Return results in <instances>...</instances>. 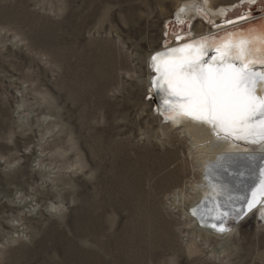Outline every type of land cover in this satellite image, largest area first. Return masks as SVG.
<instances>
[{"label": "rangeland", "instance_id": "rangeland-1", "mask_svg": "<svg viewBox=\"0 0 264 264\" xmlns=\"http://www.w3.org/2000/svg\"><path fill=\"white\" fill-rule=\"evenodd\" d=\"M185 1L0 0V264H264L263 220L224 245L173 206L199 175L148 57Z\"/></svg>", "mask_w": 264, "mask_h": 264}, {"label": "snow or ice", "instance_id": "snow-or-ice-1", "mask_svg": "<svg viewBox=\"0 0 264 264\" xmlns=\"http://www.w3.org/2000/svg\"><path fill=\"white\" fill-rule=\"evenodd\" d=\"M150 59L151 84L166 119L195 123L215 139L214 147L238 148L240 142L246 146L243 154L226 151L208 165L205 178L214 193L209 199L217 200L218 210V197L227 188L226 173L235 178L244 175L243 169L249 175L257 170L264 175V167L257 163L264 161V27L228 32L220 39L202 37L157 51ZM257 151L258 156L252 154ZM246 203L249 210L255 206L254 200ZM227 215L218 212L221 222L211 226L224 232Z\"/></svg>", "mask_w": 264, "mask_h": 264}, {"label": "bare ground", "instance_id": "bare-ground-1", "mask_svg": "<svg viewBox=\"0 0 264 264\" xmlns=\"http://www.w3.org/2000/svg\"><path fill=\"white\" fill-rule=\"evenodd\" d=\"M182 8L184 11H181ZM245 9L254 10L255 12H244L243 10ZM257 9L263 11L258 12V14ZM176 13L180 27L177 28V30L172 29L173 32L176 33L175 35H177L175 37L176 39L174 38V41L171 40L172 38L169 36V34V40H167L161 51H166L172 47H180L186 42H192L202 37H215L220 39L223 38L228 32H247L253 28L258 29L264 27V0H255L254 3L250 2V0H240L237 3L220 6L216 9L208 0H191L183 2L179 6ZM237 15L239 17L236 18L235 16ZM193 16H195L198 20H200L199 18L203 20L204 23L202 22L200 24L201 27H204L207 24L209 28L214 29V32L212 31L207 35H195L194 30L190 27L191 23L194 21L192 20ZM229 20L232 22L229 23ZM171 24L169 25V28H172ZM172 37H174V35ZM154 54H151L148 57V65L151 72L147 80V85L151 90L152 96L154 94V97H156L155 101L158 105V111L162 114V102L160 96L157 94L156 89L153 88L151 84L154 73L151 68L150 58ZM162 115H164V120L168 124L167 128H172L173 131H177L178 134L181 135L180 137L187 139L186 141L189 142V146H191V152L189 150L188 151L192 156L191 159L194 164V167L192 166V170H194V174L197 173L196 175H199V177L193 176L190 182H188V186H183L181 189L178 188L179 192L173 197V206H175V209H179L182 214L181 217H183L187 223L186 225L192 229L194 228L192 231L198 233V236L204 237L205 239L216 237L213 238V241H215L214 239H218L220 242H224L223 244L226 245L229 239L238 233V227L244 226L246 223H250L255 217L257 220L255 219L254 223H256L259 219L264 221V187L260 186V181L264 180V175H261L258 170L254 175H249L247 170L242 169V171H244V175L235 178L228 175L227 173L224 175L223 181L227 188L218 197V203L220 205L219 210L216 208L217 200L209 199L214 196V193L211 189L209 181L205 178L208 165L214 162L217 156L226 151L236 154H243L246 147L244 143L240 142V146L238 148H232L230 145H224L220 148L214 147L213 145L216 143V141L213 137H210L209 133L205 129L200 128L195 123L188 121L173 123L171 120L165 118L166 114ZM210 140L211 143H209ZM252 154L258 156L260 153L257 151ZM257 163L260 167H264V161H258ZM169 176H176L175 172H170L169 170L167 177ZM179 181L176 183L177 187L180 185ZM253 191H255V195H253ZM247 200L255 201V206L251 210L248 209L246 203ZM229 202L231 203V207H227ZM206 204L207 207H205ZM236 204L238 205V208L235 209L233 206ZM193 209L197 210V214L195 216L193 215ZM218 212L228 213L227 216L223 217L225 228L224 232H220L211 226L213 223L219 224L221 222L220 219L216 218L218 217ZM245 215L247 216L241 220ZM194 232L193 234L195 235ZM205 242L207 243L209 241L206 240ZM192 247L190 248L193 250ZM192 250L191 252H193ZM196 251H198V249Z\"/></svg>", "mask_w": 264, "mask_h": 264}, {"label": "water", "instance_id": "water-1", "mask_svg": "<svg viewBox=\"0 0 264 264\" xmlns=\"http://www.w3.org/2000/svg\"><path fill=\"white\" fill-rule=\"evenodd\" d=\"M222 206V205H221ZM222 208H223V206H222ZM226 208V207H225Z\"/></svg>", "mask_w": 264, "mask_h": 264}]
</instances>
